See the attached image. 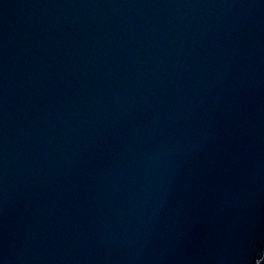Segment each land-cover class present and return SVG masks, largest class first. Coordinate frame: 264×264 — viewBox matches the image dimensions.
<instances>
[{"label":"water","instance_id":"water-1","mask_svg":"<svg viewBox=\"0 0 264 264\" xmlns=\"http://www.w3.org/2000/svg\"><path fill=\"white\" fill-rule=\"evenodd\" d=\"M0 264H264V0H0Z\"/></svg>","mask_w":264,"mask_h":264}]
</instances>
